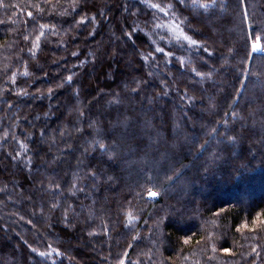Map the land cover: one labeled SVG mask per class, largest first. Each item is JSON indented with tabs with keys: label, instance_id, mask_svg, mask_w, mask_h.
<instances>
[{
	"label": "trees",
	"instance_id": "trees-1",
	"mask_svg": "<svg viewBox=\"0 0 264 264\" xmlns=\"http://www.w3.org/2000/svg\"><path fill=\"white\" fill-rule=\"evenodd\" d=\"M255 43L264 0H0V264H264Z\"/></svg>",
	"mask_w": 264,
	"mask_h": 264
},
{
	"label": "snow or ice",
	"instance_id": "snow-or-ice-1",
	"mask_svg": "<svg viewBox=\"0 0 264 264\" xmlns=\"http://www.w3.org/2000/svg\"><path fill=\"white\" fill-rule=\"evenodd\" d=\"M182 2H183V0H181V3H182ZM151 6H152V7H155V8H158L160 11H165V9H164V8H161L160 5H156V4H154V5H151ZM200 6H201V7H205V8L208 7L207 4L200 5ZM28 15L31 16L32 13L29 12ZM81 22H82V21H81ZM43 27H45V26L41 25V28H43ZM157 27H162V25H157ZM177 27H178V26H176V25H175V22L173 21V25L170 26V30L175 31V30L177 29ZM43 35H44V33L41 32V33L36 37V41L39 42L41 36H43ZM129 35H131V34H129ZM26 38H27V37H26ZM184 39H185V40H188L189 43H191V44H196V43H197L195 40H192L190 37H188V36H186V35L184 36ZM257 39L259 40V38H257ZM153 43H155V41H153ZM36 46H38V43H37ZM252 47H253L254 50L259 49V50L264 51V48H261V45H260L259 43H255V44H253ZM155 51L163 53V52H164V49H163V48H159V47H157V48L155 49ZM74 55H75V53H74ZM167 55H171V53H167ZM68 79L71 80V77H69ZM49 91H51V90H49ZM101 147H103V145H101ZM148 195L151 196V197H155V196L159 195V193H157V192H155V191H151V190H149V191H148ZM128 215H129V218H131V213H129ZM224 251H225V252H229V249H224ZM40 255H46V253H40ZM120 264H124V261L121 260V261H120Z\"/></svg>",
	"mask_w": 264,
	"mask_h": 264
},
{
	"label": "rangeland",
	"instance_id": "rangeland-1",
	"mask_svg": "<svg viewBox=\"0 0 264 264\" xmlns=\"http://www.w3.org/2000/svg\"><path fill=\"white\" fill-rule=\"evenodd\" d=\"M258 50H259V49H258ZM236 200H237V201H240V200H241V198H240V197H239V198H236Z\"/></svg>",
	"mask_w": 264,
	"mask_h": 264
}]
</instances>
